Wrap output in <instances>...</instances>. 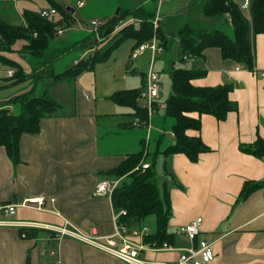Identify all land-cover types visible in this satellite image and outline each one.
Returning <instances> with one entry per match:
<instances>
[{"label": "crops", "instance_id": "1", "mask_svg": "<svg viewBox=\"0 0 264 264\" xmlns=\"http://www.w3.org/2000/svg\"><path fill=\"white\" fill-rule=\"evenodd\" d=\"M77 1L74 0L76 6L87 19H79L76 30H70L74 31L71 32L73 36L78 35V40L68 46L90 33L88 22L93 18L106 21L115 15L127 14V20L137 24V19L128 11L138 7L155 8L153 0H84L82 6H78ZM202 3L198 7L201 8ZM25 9L32 10L23 8L21 15ZM245 9L250 12L244 15L248 21L247 35L254 53L255 70L241 68L233 60L222 58L216 47L205 49L202 58H187L191 68L207 70L205 77L192 80L194 85L232 82L234 88L229 97L237 102L238 109L229 112L223 120L203 114L200 130H188L190 135L199 134L211 149L200 153L196 162H191L182 153L163 157V163L173 175V179L166 178L163 171L169 180L171 204L167 230L173 234L174 241L166 249L141 251L140 257L144 260L177 264L184 248L196 246V241H190L181 227L201 217L198 238L210 242L214 251V259L203 264H264V187L245 200H236L245 180L264 179V158L239 148L241 144H252L257 138L264 140V33L254 32L251 6ZM74 12L75 9L73 16ZM5 16L0 13V20L11 24L24 22L22 16L21 22H9ZM218 21L215 19L218 24L225 25L226 33L231 36L233 29L228 17H222L221 23ZM168 28L163 29L159 24V31L164 34L171 33ZM121 45V56L116 59L113 53ZM132 46L133 41L126 40L110 54L112 57L91 71L83 72L73 82L52 84L50 95L62 107L55 114L41 118L37 133H25L20 137V162L13 164L0 146V206L15 203L14 213L6 220L30 223L29 226L0 224V264H25L26 259L30 264H128L76 238L59 237L57 229L76 227L83 233L94 229L99 235H112L111 200L106 195L92 196V190L106 177L107 171L141 150L143 138L148 156L150 139L146 141L145 129L129 124L127 108L107 97L117 90L135 88L133 73H145L129 62V53L134 50ZM168 46L163 47L167 49ZM75 47L83 48L78 43ZM145 52L149 51L141 55ZM76 59L73 57V61ZM128 71L132 77H126ZM0 79L5 80L4 76ZM49 83L48 79L38 82L34 92ZM160 105L158 102L157 109ZM161 107L163 112L159 109L151 118L153 131L163 132L168 124L165 102ZM192 115L197 116L196 113ZM159 144L156 141L158 149ZM178 184L180 186H176ZM41 198L40 208L20 205L23 201ZM4 218L0 211V219ZM22 227L36 228V236L26 238L25 234L19 233ZM130 239L139 240L137 237ZM51 249H56V255L49 253Z\"/></svg>", "mask_w": 264, "mask_h": 264}, {"label": "trees", "instance_id": "2", "mask_svg": "<svg viewBox=\"0 0 264 264\" xmlns=\"http://www.w3.org/2000/svg\"><path fill=\"white\" fill-rule=\"evenodd\" d=\"M51 7L56 10L54 19L41 17L39 11L25 9L22 11L23 23L11 24L0 20V64L6 66L5 80L9 85L18 84L29 80L34 88L42 80H50L48 86L37 92H28L9 96L0 101V146L13 164L20 162L19 143L20 137L25 133H37L40 130V120L58 112L62 105L50 95L52 84L59 82L71 83L80 74L94 69V67L106 61L112 51L126 40H132V48L149 41L156 32L160 44L168 46V41L176 39L181 52L180 60L187 58H202L207 48L216 47L220 50L224 59H231L241 68L255 70L254 53L248 39V21L243 10L236 0H205L201 5V13L205 17H219L226 15L233 29L232 37L222 30L213 28L210 30L194 28L188 24L181 26L175 33L164 34L159 28L154 31L153 18L155 8L138 7L128 11L137 19V24L130 22L121 27L115 33L109 35L115 25L124 20V15H115L106 20L100 27L99 33L106 37L103 42H96L94 33H88L83 39L77 41L79 46L96 45L92 55L78 58L65 69L56 72L53 64L57 56L67 50L68 46L50 49V42L69 29L74 23V16L65 7L55 0H47ZM154 4H155V0ZM253 14V28L255 33H264V0H251ZM74 10V9H73ZM22 39L24 43L17 49L19 52L28 54L32 58L30 70L26 71L18 62L10 57L8 53L15 50L13 45ZM75 44V43H74ZM72 44L73 46H75ZM87 47V48H88ZM90 48V47H89ZM13 69L14 73L7 76V70ZM204 68H185L173 66L170 70L171 92L165 100V113L172 119L170 134L172 143L163 149L153 150V159L158 155L166 157L175 153L184 154L191 162H196L200 153L211 149L206 145L200 135H190L188 130L199 131L201 128V115L210 114L217 120H223L227 114L238 109L237 102L229 97L233 90L232 82H224L214 86H196L193 79L205 77ZM139 88H126L114 91L107 96L115 104L127 108L129 124L137 120L140 127L147 117L146 111L137 102ZM11 110L15 111L12 112ZM196 113L197 116L192 114ZM165 136L159 134L157 142H162ZM147 143L142 140V148L137 153L127 156L116 168L107 171L105 176L123 177L111 194L112 207L115 210H125V215L119 216V222L132 226L145 222L152 215L154 217V229L144 237V242L161 245L173 243V234L168 233V219L171 214V204L168 192L169 180L165 179L161 189L156 181V171L152 163L147 168H142L140 162L146 160ZM241 151L249 153L257 158H264V140L257 138L252 144L239 145ZM149 154V153H148ZM163 171L167 178L173 175L167 170L165 163ZM138 166L137 169L135 167ZM176 186H180L179 184ZM264 187V179L245 180L238 194L237 202L245 200L250 194ZM146 225V224H144ZM141 225V226H144ZM37 229L22 227L20 234L26 238H34ZM25 264H30L26 259Z\"/></svg>", "mask_w": 264, "mask_h": 264}, {"label": "built area", "instance_id": "3", "mask_svg": "<svg viewBox=\"0 0 264 264\" xmlns=\"http://www.w3.org/2000/svg\"><path fill=\"white\" fill-rule=\"evenodd\" d=\"M164 0H155V15L153 18V29L156 31L159 28L160 16L159 11L161 4ZM84 0H78L77 5L82 6ZM251 0H244L241 3V9L247 8L250 6ZM56 10L54 8L40 9L39 15L41 17H49L52 14H55ZM105 23L101 18L91 19L89 24L90 33H94L96 42H103L106 37L102 36L99 33L100 27ZM130 23L129 20L120 21L113 28V34L118 31L124 25ZM61 33V30L58 31V34ZM96 45H92L88 54L95 51ZM144 51H149V66L144 77V82L142 88L139 91L137 102L141 108L146 111L147 117L142 123V127L146 131V141H148L152 126L151 118L157 112L158 107V94L160 90V83L158 72L154 69L155 59L158 54L162 53V45L159 42L157 33L154 32L149 41L139 44L129 53V60L136 59ZM78 62V59L74 60V64ZM14 70L8 69L7 76L13 75ZM87 97V95H85ZM132 125L138 126L139 123L137 120L132 122ZM142 164V168H147L148 163L140 162L138 165ZM138 166L135 167L137 169ZM123 177H104L95 185L92 190V196H101L106 195L111 200V194L115 187L121 182ZM43 204L42 198L37 201H23L22 204L25 207L31 208H40ZM16 204L9 203L6 205L0 206V211L4 215V219H0V224H16L18 226H29L30 223L22 222H13L6 220L7 217L11 216L15 211ZM125 210H115L112 207V216L114 222V232L112 235L102 236L99 235L94 229H91L88 233H83L78 230L76 227L68 228L66 226L60 227L57 229V235L59 237L70 236L76 238L77 240L90 244L101 251H105L111 255L118 257L119 259L125 261L128 264H168V263H158L144 260L140 257V252L146 249H166L170 247V244L163 242L161 245H155L144 242V237L150 233V229L147 225L140 227H129L119 222V216L125 215ZM202 224V218L196 217L191 220L189 223L181 227V231L186 237L190 240L196 241V246H191L184 248L181 254L178 257L177 264H203L208 263L214 259V251L210 242L206 241L204 238H198L200 231V226ZM130 237H137L139 240L130 239ZM56 249L49 250V253L54 256L56 255Z\"/></svg>", "mask_w": 264, "mask_h": 264}, {"label": "rangeland", "instance_id": "4", "mask_svg": "<svg viewBox=\"0 0 264 264\" xmlns=\"http://www.w3.org/2000/svg\"><path fill=\"white\" fill-rule=\"evenodd\" d=\"M58 3L69 6L72 9H75L74 12V23L71 24L70 29H65L63 34H59L56 36L51 42H50V49L61 47V46H68V44L78 40L76 39L77 36H73V33L70 30H76L77 24L79 19H82L83 21H86V17L83 16L82 10L78 8L74 2V0H55ZM203 0H164L161 4L160 11H159V16H160V27L163 29H169L171 32L175 33L181 26L184 24H188L194 28H203V29H213L217 28L222 30L224 33H226V27L225 25L222 26L215 22V19H219L218 22H222V17H227L226 15L220 16V17H215V18H204L202 17V13L200 10V4L202 3ZM241 3L243 0H236ZM51 5L47 0H15V2H12L10 0H0V13H3L5 16V19L9 22H21V10L23 8H31L32 10L38 11L40 8H50ZM244 14L248 15L250 12L249 10L242 9ZM15 11V12H14ZM13 17V18H12ZM128 15L125 16L124 20H127ZM199 17H202V20L199 19ZM54 19H57V15L54 14L53 16ZM227 34V33H226ZM228 35V34H227ZM233 35V34H232ZM230 36V35H228ZM232 37V36H230ZM24 43L22 39L17 40L15 44L13 45V51L8 53L7 57H10L14 61L18 62L26 71L30 70V66L32 63V58L26 54V53H21L17 51L21 47V44ZM76 45V43L74 44ZM93 45V44H92ZM91 45V46H92ZM124 45V44H123ZM118 47L116 51H114L113 56L116 57V59H119L121 56V50L122 46ZM88 45L84 46V48H77L73 45H70L67 47V50L62 53L61 55L57 56L58 58L55 59V62L53 64L54 71L59 72L63 69H65L68 65H70L73 62V57L75 58H80L82 56L80 55H86L89 47ZM164 47L162 46V53L157 55V58L155 59V64H154V69L155 71L158 72V77H159V83L161 87V93L159 94L160 97L158 99L160 105V112H163V108L161 107L162 104L165 102L167 97L169 96L171 92V79H170V70L172 67V64L175 66H181L185 68H189L190 66V60L189 59H184L180 60L181 58V52L179 49L178 44L176 43V39L172 38L171 41H169V46L167 49H163ZM112 51V52H113ZM112 54V53H111ZM112 57V55H110ZM149 59V53L145 52L144 55L137 57L136 59L130 60L129 62L131 63V66H134V64L137 65V67L141 70H143L145 73L144 75L140 74V71L134 72L133 75L135 77V83L137 86L135 88H142V77L145 76L148 65L147 61ZM144 60V62H143ZM191 67V66H190ZM5 69L6 66H2L0 64V76H5ZM91 71V70H89ZM142 72V71H141ZM132 73L128 71V74L126 77H132L129 76ZM45 81V80H44ZM6 80L0 79V101H3L7 99L9 96H13L15 94L19 93H24L28 92L30 90L34 89L33 83H31L29 80L20 82L18 84L14 85H9L5 84ZM44 83V82H43ZM158 109V110H159ZM157 110V112H158ZM12 112H15L11 110ZM156 112V113H157ZM165 121L168 123L165 125L164 130L161 131H151V135L149 137V154L146 157V160L152 163L154 166V170L156 171V181L159 186V189H161V185L163 181L166 179L164 174H163V161L164 158L162 155H159L155 159H153V150L156 148V140L158 139L159 134L165 136L163 141L160 142L159 148L163 149L167 144L172 143V137L170 135L169 126L172 124V119L170 117H166ZM167 126V128H166ZM153 127L155 125L153 124ZM165 132V133H164ZM146 225L149 227L150 230L154 229V217L152 215L148 216L145 219Z\"/></svg>", "mask_w": 264, "mask_h": 264}, {"label": "water", "instance_id": "5", "mask_svg": "<svg viewBox=\"0 0 264 264\" xmlns=\"http://www.w3.org/2000/svg\"><path fill=\"white\" fill-rule=\"evenodd\" d=\"M65 7H67V9H68V6H65ZM69 11H70V13H73V9L70 7L69 8ZM174 66V64H172V67Z\"/></svg>", "mask_w": 264, "mask_h": 264}]
</instances>
